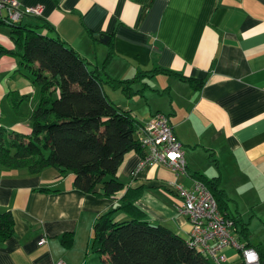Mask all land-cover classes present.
<instances>
[{
  "label": "crops",
  "instance_id": "1",
  "mask_svg": "<svg viewBox=\"0 0 264 264\" xmlns=\"http://www.w3.org/2000/svg\"><path fill=\"white\" fill-rule=\"evenodd\" d=\"M18 2L42 6L39 16L19 20L41 25L40 33L64 41L88 69L102 70L105 95L130 111L136 127L155 112L168 115L182 144L186 173L161 162L136 169L147 151L140 145L118 165L123 185L110 197L99 186L75 188L70 170L0 166V211L12 215V231L0 239V264H53L57 258L104 264V256L91 248L92 223L126 199L134 208L117 209L115 220L138 218L187 238L190 223L178 210L181 198L174 184L190 187L199 175L218 178L220 210L236 221L235 238L264 252V0ZM101 34L109 35L106 42ZM14 47L7 23L0 20V127L28 134L39 88L10 52ZM155 68L169 72L149 71ZM142 71L147 73L131 82L130 96L108 81ZM224 254L220 264H243L234 245Z\"/></svg>",
  "mask_w": 264,
  "mask_h": 264
},
{
  "label": "trees",
  "instance_id": "2",
  "mask_svg": "<svg viewBox=\"0 0 264 264\" xmlns=\"http://www.w3.org/2000/svg\"><path fill=\"white\" fill-rule=\"evenodd\" d=\"M7 25L15 44L10 52L27 69L39 93L38 103L30 112L28 134L0 127V166L28 172L48 165L59 172L70 170L75 188L89 191L99 186L104 195L114 196L123 185L116 174L118 165L127 151L140 148L135 136L140 124L136 127L137 120L130 111L119 108L105 95L107 76L103 71L88 69L84 59L64 41L40 33L37 27L41 25L35 22L17 20ZM149 71L169 72L164 68ZM146 73L108 81L130 96L135 92L131 82ZM197 177L209 187L221 209L224 202L217 188L218 178ZM120 208L131 210L133 202L126 199L110 206L91 226V248L104 256V264H217L162 224L138 218L115 220L114 212ZM11 231V212L2 210L0 239ZM256 250L264 261V252Z\"/></svg>",
  "mask_w": 264,
  "mask_h": 264
},
{
  "label": "built area",
  "instance_id": "3",
  "mask_svg": "<svg viewBox=\"0 0 264 264\" xmlns=\"http://www.w3.org/2000/svg\"><path fill=\"white\" fill-rule=\"evenodd\" d=\"M41 10L40 4L20 6L18 0H0V20L4 23L15 22L26 15L39 16ZM137 133L140 145L145 146L147 151L141 156L136 169L148 163L161 162L175 173H186L182 144L166 113L155 112L138 126ZM174 185L181 198L178 210L186 214L190 223L186 238L190 247L220 264L226 259L224 249L234 245L243 264H261L257 250L235 238L233 218L219 209L215 196L202 179L192 178L190 187L181 182ZM43 240L44 237L40 236L38 241ZM53 264L68 263L57 258Z\"/></svg>",
  "mask_w": 264,
  "mask_h": 264
},
{
  "label": "water",
  "instance_id": "4",
  "mask_svg": "<svg viewBox=\"0 0 264 264\" xmlns=\"http://www.w3.org/2000/svg\"><path fill=\"white\" fill-rule=\"evenodd\" d=\"M108 34H101V37H100V39H101V41L102 42H106V39L108 38ZM261 264H264V261H261Z\"/></svg>",
  "mask_w": 264,
  "mask_h": 264
}]
</instances>
